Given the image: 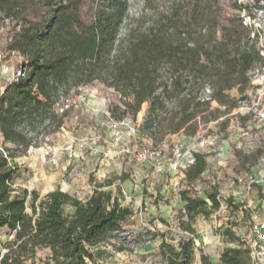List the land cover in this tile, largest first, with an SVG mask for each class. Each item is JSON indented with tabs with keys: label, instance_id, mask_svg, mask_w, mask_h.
Listing matches in <instances>:
<instances>
[{
	"label": "trees",
	"instance_id": "trees-1",
	"mask_svg": "<svg viewBox=\"0 0 264 264\" xmlns=\"http://www.w3.org/2000/svg\"><path fill=\"white\" fill-rule=\"evenodd\" d=\"M144 4L152 12L149 24L122 34L130 18V0H0V25L8 29L5 49L23 56L25 71L8 82L0 96L4 142L23 145L31 120L45 116L72 90L95 82L118 94L120 102L112 106L118 120L135 118L148 103L144 129L156 143L169 134H197L198 120L213 113L212 102L200 98L206 85L213 88L212 99L220 106L235 108L238 99L229 92L236 88L244 93L252 85L249 72L264 66L259 34L252 37L254 28L243 16L255 17L260 0H144ZM235 155L244 171L260 157H242L239 151ZM14 157L10 150L0 149V228L12 236L0 241V264H103L97 246L112 240L133 214L121 200V183L130 175L122 172L114 190L111 181L95 186L85 199L60 187L43 198L31 192L29 212L28 192L23 197L13 193ZM206 167V156L195 153L187 177L197 178ZM205 194L206 198L191 190L181 192L187 230H192L197 216H209L222 206L217 186L210 184ZM224 234L240 241L232 229ZM45 248L50 255L38 261V251ZM198 250L192 237L177 244L163 240L160 245L167 264H194ZM199 251L201 264H213ZM220 262L254 264L242 243L224 249Z\"/></svg>",
	"mask_w": 264,
	"mask_h": 264
},
{
	"label": "rangeland",
	"instance_id": "rangeland-1",
	"mask_svg": "<svg viewBox=\"0 0 264 264\" xmlns=\"http://www.w3.org/2000/svg\"><path fill=\"white\" fill-rule=\"evenodd\" d=\"M130 4V18L122 34L142 23L147 26L152 15L145 9L144 0H130ZM256 22L264 26V15H258ZM7 34L8 29L0 25V91L5 90L23 62L19 52L6 51ZM229 94L238 99V105L226 108L212 102L209 111L213 113L198 120L196 135L169 134L156 143L144 129L148 103L135 118L118 120L112 106L120 100L113 88L95 82L72 90L68 99L63 98L45 116L28 123L23 145L6 143L0 134V147L15 154L10 158L17 170L13 193L23 197L28 192L31 212V192L43 198L60 187L85 199L95 186L109 181L114 182L110 187L114 190L125 171L130 177L121 183V200L131 206L133 214L121 226L130 235L124 234L119 244L112 241L96 249L103 264H167L160 254L162 241L177 244L186 237H192L213 264H221L224 249L241 243L247 247L254 216L264 218V117L258 115L264 112V79L252 82L244 93L235 88ZM62 106L64 111L60 110ZM198 139L212 143L201 145ZM175 145L183 146L188 153L205 155V171L193 180L187 177L194 163H190L189 154L179 171H171ZM236 151L242 157H260L250 171H244L238 168ZM210 184L218 187L222 206L209 216H197L191 223L192 230H187L184 223L189 218L181 192L191 190L206 198L205 189ZM228 198H232L231 204ZM65 208L71 210L69 206ZM225 229H232L240 241L230 240ZM11 237L7 228H0L1 242ZM199 250L194 264H201ZM49 255L48 248L41 249L37 260Z\"/></svg>",
	"mask_w": 264,
	"mask_h": 264
},
{
	"label": "built area",
	"instance_id": "built-area-1",
	"mask_svg": "<svg viewBox=\"0 0 264 264\" xmlns=\"http://www.w3.org/2000/svg\"><path fill=\"white\" fill-rule=\"evenodd\" d=\"M262 2L263 1L260 0L261 7H257L254 10L255 17H252L251 15H245V14L243 16L245 20L244 23L254 28L252 37H255L256 33L259 34L258 46L261 50L262 55L264 56V26H261L260 24L256 22V18L258 17V15H264V4ZM249 74H250L252 82L264 79V66L263 67L257 66L253 68L249 72ZM24 75H25L24 69L20 68L14 73L11 80L17 79ZM3 93H4V90L0 91V96ZM212 95H213V88L210 85H206L201 93L200 98L202 101L215 102L212 99ZM65 106L68 107L67 104ZM60 110L64 111V107L63 106L60 107ZM258 115H260L261 117H264V112L259 111ZM198 141L200 142L201 145H205L206 143H212V141H208L205 139H202V140L198 139ZM0 149L3 150L1 147ZM195 153L197 152L188 153L186 152L183 146L175 145L173 149L174 161L170 165V170L173 172L179 171V168L181 167V164H182V160L186 156V154H189V157H190L189 161L190 163H193L195 161ZM157 170L161 171L162 168L157 167ZM114 234H115V237L112 240L98 245L96 249L100 248L102 245L110 244V242L112 241L114 243L119 244L124 234L130 235L129 232H126V230H124V228H122L121 230L115 231ZM246 243H247V248L249 250L250 257L253 263L264 264V218H260L258 215L254 216V219L251 223L250 235Z\"/></svg>",
	"mask_w": 264,
	"mask_h": 264
},
{
	"label": "crops",
	"instance_id": "crops-1",
	"mask_svg": "<svg viewBox=\"0 0 264 264\" xmlns=\"http://www.w3.org/2000/svg\"><path fill=\"white\" fill-rule=\"evenodd\" d=\"M184 202V201H183ZM185 203V202H184ZM184 206H185V204H184ZM49 251H50V249H49ZM50 253H51V251H50ZM100 260V259H99Z\"/></svg>",
	"mask_w": 264,
	"mask_h": 264
}]
</instances>
